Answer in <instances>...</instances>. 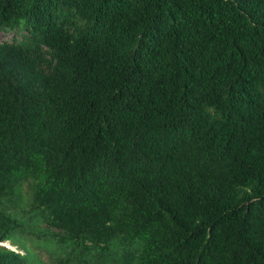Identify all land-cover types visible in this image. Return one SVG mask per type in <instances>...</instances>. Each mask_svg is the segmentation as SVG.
Returning <instances> with one entry per match:
<instances>
[{
  "label": "trees",
  "instance_id": "obj_1",
  "mask_svg": "<svg viewBox=\"0 0 264 264\" xmlns=\"http://www.w3.org/2000/svg\"><path fill=\"white\" fill-rule=\"evenodd\" d=\"M14 233L51 248L0 264H264V0H0Z\"/></svg>",
  "mask_w": 264,
  "mask_h": 264
},
{
  "label": "rangeland",
  "instance_id": "obj_2",
  "mask_svg": "<svg viewBox=\"0 0 264 264\" xmlns=\"http://www.w3.org/2000/svg\"><path fill=\"white\" fill-rule=\"evenodd\" d=\"M28 228L30 231L34 232L39 230L37 224L30 225ZM1 244L12 250L23 251L31 263H33L39 255H41L40 257L42 260H45L47 250L51 248L50 244L46 243V241L37 239L35 235L30 233L25 235L14 233L7 242Z\"/></svg>",
  "mask_w": 264,
  "mask_h": 264
},
{
  "label": "water",
  "instance_id": "obj_3",
  "mask_svg": "<svg viewBox=\"0 0 264 264\" xmlns=\"http://www.w3.org/2000/svg\"><path fill=\"white\" fill-rule=\"evenodd\" d=\"M0 246H4V245H2L1 243H0ZM5 247V246H4ZM7 248V247H6Z\"/></svg>",
  "mask_w": 264,
  "mask_h": 264
},
{
  "label": "clouds",
  "instance_id": "obj_4",
  "mask_svg": "<svg viewBox=\"0 0 264 264\" xmlns=\"http://www.w3.org/2000/svg\"><path fill=\"white\" fill-rule=\"evenodd\" d=\"M10 249V248H9Z\"/></svg>",
  "mask_w": 264,
  "mask_h": 264
}]
</instances>
